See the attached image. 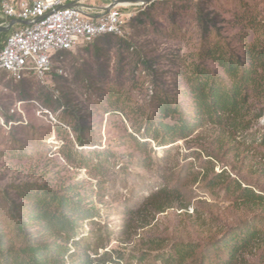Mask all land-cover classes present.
I'll return each mask as SVG.
<instances>
[{
  "label": "rangeland",
  "instance_id": "rangeland-1",
  "mask_svg": "<svg viewBox=\"0 0 264 264\" xmlns=\"http://www.w3.org/2000/svg\"><path fill=\"white\" fill-rule=\"evenodd\" d=\"M200 8L217 24L206 35L211 46L230 43L239 53L264 47V0H160L125 10L135 14L125 18L126 43L102 37L65 54L57 78L32 77L22 87L0 71V209L6 197L20 203V185L71 191L95 214L76 240L97 244L106 264H160L157 256L176 242L207 241L257 219L264 235V209L236 199L243 188L264 195V116L245 129L207 124L168 146L146 133L156 90H173L179 101L180 72L199 62L218 68L200 56ZM249 104L251 120L264 108V88ZM158 204L168 208L160 213ZM237 264H264L262 246Z\"/></svg>",
  "mask_w": 264,
  "mask_h": 264
},
{
  "label": "trees",
  "instance_id": "trees-1",
  "mask_svg": "<svg viewBox=\"0 0 264 264\" xmlns=\"http://www.w3.org/2000/svg\"><path fill=\"white\" fill-rule=\"evenodd\" d=\"M198 15L205 36L201 59H211L218 68L212 70L205 62H199L190 71L180 72L178 77L182 82L183 97L179 101L173 90L165 91V96L156 90L153 105L155 114L153 118L148 117L145 129L147 135L162 146L187 139L207 124L222 126L230 122L235 128L245 129L253 119L264 116L262 108L253 114L251 120L247 119L253 112L250 99L264 88V47L256 49L251 46L239 53L230 43L223 46L217 42L211 46L206 35L217 24L201 8ZM135 20L143 22L140 16ZM9 22V19L0 16V25ZM9 33H0V49ZM102 37L108 40L116 37L126 43L123 36L104 35L96 39ZM96 50L99 55L98 47ZM69 52H64L62 56ZM142 64L152 71V60L144 58ZM53 75L57 78L59 73ZM27 79L31 78L15 82L24 87ZM46 101L48 106L50 99ZM68 102L65 103L66 107ZM76 114L74 117L81 129L82 119ZM6 119L11 117L7 116ZM166 120L172 122L167 123ZM77 140L80 144L85 142L82 136H78ZM260 140L264 144V134ZM81 154L85 156L83 152ZM90 155L97 154L92 151ZM82 165L84 168L88 166V156ZM227 190L231 191V188L228 186ZM16 194L20 203L6 197L5 209H0V264H66V257L70 259V264L107 263L108 253L100 256L97 244L93 246L86 237L76 240L83 221L93 219L95 214L92 209L84 207L82 200L73 196L71 191L61 194L42 185L24 184L16 187ZM236 199L243 204L264 209V195L249 188L241 189ZM165 208L168 206L158 204L156 210L161 213ZM259 221L261 219L240 223L223 236L207 241L176 242L168 252L157 256V260L160 264H237L241 255L255 246L261 245L264 253V235L258 227ZM71 243L76 247L73 252L69 248ZM155 243H161V240ZM92 252L95 258H91Z\"/></svg>",
  "mask_w": 264,
  "mask_h": 264
},
{
  "label": "built area",
  "instance_id": "built-area-1",
  "mask_svg": "<svg viewBox=\"0 0 264 264\" xmlns=\"http://www.w3.org/2000/svg\"><path fill=\"white\" fill-rule=\"evenodd\" d=\"M116 1L98 6L86 0H0L1 17L27 22L14 26L0 49V71L15 81L61 74L64 52L104 35L125 34V18L135 15L125 10L142 5L111 7Z\"/></svg>",
  "mask_w": 264,
  "mask_h": 264
},
{
  "label": "water",
  "instance_id": "water-1",
  "mask_svg": "<svg viewBox=\"0 0 264 264\" xmlns=\"http://www.w3.org/2000/svg\"><path fill=\"white\" fill-rule=\"evenodd\" d=\"M155 1H160V0H118L115 3H113L111 5V7H113L114 5H117V4H132V5L148 6ZM26 24H27V22H25V21L12 20L8 25L0 26V33H9L14 26L26 25Z\"/></svg>",
  "mask_w": 264,
  "mask_h": 264
}]
</instances>
